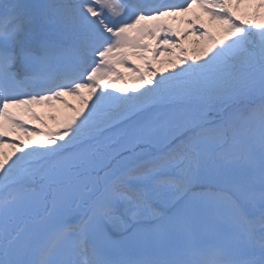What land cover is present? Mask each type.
Segmentation results:
<instances>
[{
    "label": "snow or ice",
    "instance_id": "6c2138e0",
    "mask_svg": "<svg viewBox=\"0 0 264 264\" xmlns=\"http://www.w3.org/2000/svg\"><path fill=\"white\" fill-rule=\"evenodd\" d=\"M0 264H264V0H0Z\"/></svg>",
    "mask_w": 264,
    "mask_h": 264
},
{
    "label": "bare ground",
    "instance_id": "6f19581e",
    "mask_svg": "<svg viewBox=\"0 0 264 264\" xmlns=\"http://www.w3.org/2000/svg\"><path fill=\"white\" fill-rule=\"evenodd\" d=\"M185 43H186V46L189 48L188 54L194 55L195 53L192 52L191 49L196 47V45L192 44L191 39L185 41ZM164 68H167L169 71H171V65L166 64V65L160 67V69H164ZM160 74L165 75V74H167V72L158 73L156 78H159ZM94 99H95V97L90 99L89 102H91ZM68 101L71 104H74L77 109L82 107L81 98L78 96H72V97H70V99H68ZM37 110H39L40 113H42L45 116V118L48 120V126L51 128L57 127V123H58V121H54V120L50 119V115L52 113H55L57 115V117L59 118V120H63L67 116L73 114V111H74L73 109L67 108L63 102L56 103L52 107H40V108H37ZM85 110H87V109H85Z\"/></svg>",
    "mask_w": 264,
    "mask_h": 264
},
{
    "label": "rangeland",
    "instance_id": "374dc122",
    "mask_svg": "<svg viewBox=\"0 0 264 264\" xmlns=\"http://www.w3.org/2000/svg\"><path fill=\"white\" fill-rule=\"evenodd\" d=\"M166 64V63H165ZM172 70V69H171ZM168 74V73H167ZM167 74H165V75H167ZM158 75V74H157ZM158 79V78H157Z\"/></svg>",
    "mask_w": 264,
    "mask_h": 264
}]
</instances>
